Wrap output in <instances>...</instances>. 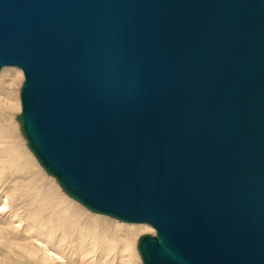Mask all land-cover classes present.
Returning a JSON list of instances; mask_svg holds the SVG:
<instances>
[{
	"label": "water",
	"instance_id": "water-1",
	"mask_svg": "<svg viewBox=\"0 0 264 264\" xmlns=\"http://www.w3.org/2000/svg\"><path fill=\"white\" fill-rule=\"evenodd\" d=\"M262 62L264 0H0L28 148L90 212L155 231L142 264H264Z\"/></svg>",
	"mask_w": 264,
	"mask_h": 264
},
{
	"label": "bare ground",
	"instance_id": "bare-ground-1",
	"mask_svg": "<svg viewBox=\"0 0 264 264\" xmlns=\"http://www.w3.org/2000/svg\"><path fill=\"white\" fill-rule=\"evenodd\" d=\"M247 26L251 30L252 26ZM229 54L232 71L228 78L232 79L237 75L235 61L241 59L234 51ZM249 72L252 76L245 75L251 77V83L263 82L260 72L264 73V62L255 63ZM212 77L221 82L225 74L213 73ZM22 81L20 70L0 73V264H142L137 237L150 229L89 212L67 196L37 163L17 120ZM259 100L262 105L264 99ZM240 110L239 118L254 112L245 103ZM195 131L197 137L213 135L211 130ZM247 183L249 199L262 194V186L255 191L258 187Z\"/></svg>",
	"mask_w": 264,
	"mask_h": 264
},
{
	"label": "rangeland",
	"instance_id": "rangeland-1",
	"mask_svg": "<svg viewBox=\"0 0 264 264\" xmlns=\"http://www.w3.org/2000/svg\"><path fill=\"white\" fill-rule=\"evenodd\" d=\"M13 69L14 68H4V69H2L1 71H0V73H2V72H4V70L5 71H10V72H12L13 71ZM18 70V69H17ZM21 112V111H20ZM22 133V132H21ZM23 135V134H22ZM24 137V136H23ZM25 139V138H24ZM26 140V139H25ZM27 141V140H26ZM37 160V159H36ZM37 163L39 164V162L37 161ZM46 173V172H45ZM78 203V202H77ZM79 204V203H78ZM81 205V204H80ZM82 206V205H81ZM83 207V206H82ZM84 208V207H83ZM86 209V208H85ZM89 211V210H88ZM90 212V211H89ZM92 213V212H91ZM95 214V213H94ZM22 215H24L23 213H22ZM100 215V214H99ZM103 216V215H102ZM106 217V216H105ZM109 218V217H108ZM110 219H112V218H110ZM114 220V219H113ZM114 221H118V220H114ZM118 222H120V221H118ZM121 223H123V222H121ZM124 224H126V225H131V224H127V223H124ZM132 225H134V226H137V225H135V224H132ZM141 226H144V227H147L148 229H150V231L148 230H146L144 233H142V234H140V235H138V237L140 238L141 236H143V235H150V236H154L155 235V231L151 228V227H149V226H147V225H141ZM127 229V228H126ZM152 231V233L150 234V232ZM137 237V241H138V238ZM136 241V242H137ZM137 245H138V243H137Z\"/></svg>",
	"mask_w": 264,
	"mask_h": 264
}]
</instances>
